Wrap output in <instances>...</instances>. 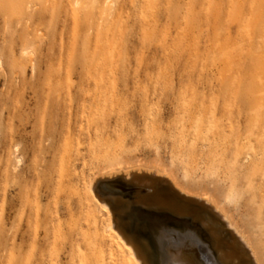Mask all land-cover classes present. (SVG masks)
<instances>
[{
  "label": "rangeland",
  "instance_id": "obj_1",
  "mask_svg": "<svg viewBox=\"0 0 264 264\" xmlns=\"http://www.w3.org/2000/svg\"><path fill=\"white\" fill-rule=\"evenodd\" d=\"M118 163L209 194L264 264V0H0V264H136L90 190ZM125 219L151 264L187 236L221 264L191 216Z\"/></svg>",
  "mask_w": 264,
  "mask_h": 264
},
{
  "label": "bare ground",
  "instance_id": "obj_2",
  "mask_svg": "<svg viewBox=\"0 0 264 264\" xmlns=\"http://www.w3.org/2000/svg\"><path fill=\"white\" fill-rule=\"evenodd\" d=\"M104 172L107 176L104 173L103 176L97 177L96 181L94 180L90 189L91 194L102 209L110 214L107 228L117 233L124 245L129 248L136 264H151V262L148 255V241H141L130 230L129 223L125 219V215L135 206L145 210L169 211L181 217L191 216L193 221L206 231L207 238L221 264H252L250 260L255 264H262L249 238L226 208L207 193L191 191L179 182L173 172L166 169L162 172L145 168L125 169L122 163L112 165ZM119 175L125 180L126 186L110 182ZM105 180L109 181L106 187L112 190V193L101 196L97 184ZM131 188H134L132 195L129 193ZM219 226L226 231L227 236ZM187 237L191 239L184 236L186 239L180 242L177 239L178 243L171 241L168 252L171 264H201L192 236Z\"/></svg>",
  "mask_w": 264,
  "mask_h": 264
},
{
  "label": "snow or ice",
  "instance_id": "obj_3",
  "mask_svg": "<svg viewBox=\"0 0 264 264\" xmlns=\"http://www.w3.org/2000/svg\"><path fill=\"white\" fill-rule=\"evenodd\" d=\"M99 194H100L101 196H105V195H107V193L105 192V190H104V188H103L102 185L99 186Z\"/></svg>",
  "mask_w": 264,
  "mask_h": 264
}]
</instances>
